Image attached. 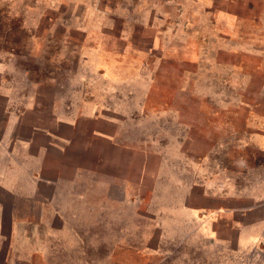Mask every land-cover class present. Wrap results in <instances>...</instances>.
Wrapping results in <instances>:
<instances>
[{
  "label": "rangeland",
  "instance_id": "1",
  "mask_svg": "<svg viewBox=\"0 0 264 264\" xmlns=\"http://www.w3.org/2000/svg\"><path fill=\"white\" fill-rule=\"evenodd\" d=\"M115 1L0 0V264H264V0Z\"/></svg>",
  "mask_w": 264,
  "mask_h": 264
},
{
  "label": "crops",
  "instance_id": "2",
  "mask_svg": "<svg viewBox=\"0 0 264 264\" xmlns=\"http://www.w3.org/2000/svg\"><path fill=\"white\" fill-rule=\"evenodd\" d=\"M145 3L146 2L144 0H125V1L119 2V3H118V1H115L112 6L114 7L115 10H120L122 8V5H126L128 7V9H126L127 10V14H128V13H130V11L131 12L133 11V13H135L134 11L146 10L147 7H146V4ZM133 5H134V7L135 6H138V7H135V8L132 7L130 9V6H133ZM127 14H126V18H128L127 17L128 16ZM118 15H120V14L118 13ZM132 17L133 16H131V18ZM136 17L139 18V19H141V20H143L145 16L144 17L142 16L143 18L140 17V16H136Z\"/></svg>",
  "mask_w": 264,
  "mask_h": 264
}]
</instances>
